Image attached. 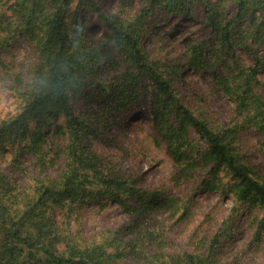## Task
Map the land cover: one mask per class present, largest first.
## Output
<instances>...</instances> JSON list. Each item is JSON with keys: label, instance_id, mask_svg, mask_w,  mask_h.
I'll return each instance as SVG.
<instances>
[{"label": "trees", "instance_id": "trees-1", "mask_svg": "<svg viewBox=\"0 0 264 264\" xmlns=\"http://www.w3.org/2000/svg\"><path fill=\"white\" fill-rule=\"evenodd\" d=\"M227 1L236 9L230 17ZM196 8L210 28L205 39L175 42L158 30L167 17L195 20ZM90 14L103 26L97 36L90 33ZM19 40L35 57L11 67L2 55ZM237 50L252 63L243 62ZM0 66L16 94L15 106L0 118V167L11 151L0 168V264H129L130 249L121 240L151 213L178 208L189 213L187 201L180 203L164 189H142L93 147L114 115L130 111L146 95L154 127L179 172L206 169L209 178L199 188L224 190L238 206L264 213V178L253 173L236 145L245 126L264 133V95L255 91L264 71V0H116L109 13L99 0H0ZM187 69L211 72L213 98L232 99L243 122L216 128L185 106L175 86ZM107 70L110 78L104 77ZM78 97L85 111L76 112ZM52 136L62 139L53 160L45 149L53 145ZM56 163L57 174L47 175ZM16 170L23 171L28 188H16L11 177ZM222 172L229 176L226 187L219 183ZM108 203L134 221L123 236L105 231L80 242L85 210L91 205L103 210ZM250 225L252 241L260 243L264 217ZM186 261L206 264L194 256Z\"/></svg>", "mask_w": 264, "mask_h": 264}, {"label": "rangeland", "instance_id": "rangeland-1", "mask_svg": "<svg viewBox=\"0 0 264 264\" xmlns=\"http://www.w3.org/2000/svg\"><path fill=\"white\" fill-rule=\"evenodd\" d=\"M99 1L107 13L112 11L116 3V0ZM225 8L229 17L236 10L228 1ZM202 13L201 8H196V19L192 21L167 17L158 30L168 33L175 42L203 40L210 33V28L202 23ZM86 18L93 23L89 28L91 34L95 33L97 36L103 32L100 20L91 14ZM180 49L177 48V51ZM7 51L9 54L4 53L2 59L9 65L11 62L16 65L22 60L29 62L35 57L34 52H29L31 46L23 40H19ZM236 54L241 56L243 62L252 63L239 50ZM18 69L17 66L16 70ZM107 75L110 76L111 71L107 70L104 76L110 78ZM0 78V118L3 119L15 106L16 94L6 80L1 66ZM258 79L261 83L255 91L264 95V71L259 72ZM143 84L149 83L144 81ZM213 84L211 72L187 69L182 74V83L177 84L175 90L182 103L196 111L197 115H202L211 126L229 129L241 124L244 115L238 113L232 99L222 97L219 101L213 98L210 91ZM147 96L137 104H131L130 111L114 115L109 128L102 130V136L92 142L93 147L110 161L113 169L134 177L142 189H164L169 195L180 200V203L187 201L189 213L184 215L179 208L176 212L157 210L156 213H151L136 231L130 232L123 241L121 240L123 246H127L126 243L129 246V264H185L187 256L199 257L206 264H264V234L260 243H254L252 235L255 226L250 225L253 218L259 220L264 217V213L261 210L238 206L233 196L224 190L207 191L199 188L200 183L209 178L206 169L193 170L189 175L181 174L169 152L167 142L154 127ZM95 104V101L91 102V107L95 108ZM74 107L76 112L85 111L87 108L82 97H78ZM191 138L196 145L203 147L194 133ZM48 139L52 140L53 145L48 144L45 147L48 151L47 158L53 160L54 153L61 147L62 139L53 136ZM236 139L244 162L256 176L264 178V133L245 126L239 130ZM8 152L6 163H1L0 168H5L7 160L11 158V151ZM55 166L56 170L53 168V171L46 174L54 177L61 167L58 163ZM26 171L34 170L31 168L24 170L25 173ZM22 172L16 170L11 177L16 188L18 186L26 189L30 183L26 185L23 182ZM220 177L219 183L226 187L230 183L229 176L222 172ZM85 211L87 213L85 212L83 231L78 234L80 242L86 239L85 242H91L105 231H120L123 236V230L134 221L130 213L113 203H108L103 210L91 205ZM223 231L226 233H222ZM217 234H221V237L218 238V244L213 245Z\"/></svg>", "mask_w": 264, "mask_h": 264}]
</instances>
